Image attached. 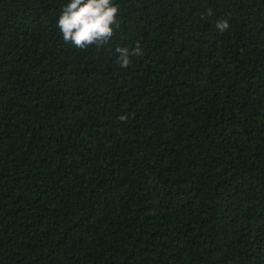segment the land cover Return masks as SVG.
I'll use <instances>...</instances> for the list:
<instances>
[{"label":"trees","instance_id":"trees-1","mask_svg":"<svg viewBox=\"0 0 264 264\" xmlns=\"http://www.w3.org/2000/svg\"><path fill=\"white\" fill-rule=\"evenodd\" d=\"M68 2L0 0V264H264V0Z\"/></svg>","mask_w":264,"mask_h":264},{"label":"clouds","instance_id":"clouds-1","mask_svg":"<svg viewBox=\"0 0 264 264\" xmlns=\"http://www.w3.org/2000/svg\"><path fill=\"white\" fill-rule=\"evenodd\" d=\"M212 14L209 8L206 15ZM215 26L221 33L230 29L226 19L218 20ZM56 28L64 44H71L81 51L109 45L120 28L119 5L114 0H69L60 12ZM115 51L118 54L116 63L124 69L130 66L132 57L144 54L140 41L134 48L117 47ZM120 119L123 121L127 117L121 116Z\"/></svg>","mask_w":264,"mask_h":264}]
</instances>
